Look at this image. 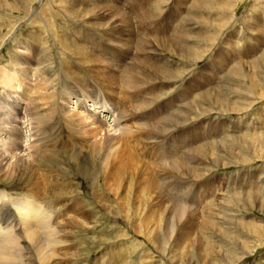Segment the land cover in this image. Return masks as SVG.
Wrapping results in <instances>:
<instances>
[{"label": "rangeland", "instance_id": "374dc122", "mask_svg": "<svg viewBox=\"0 0 264 264\" xmlns=\"http://www.w3.org/2000/svg\"><path fill=\"white\" fill-rule=\"evenodd\" d=\"M1 1L0 25L3 27L0 26V102L4 101L5 95L18 92L24 88L25 80L20 77V74L26 73L27 76H30L33 68H36L35 65L23 64L24 62H31L27 60L36 58L40 63L50 64L49 69L51 68L52 71L49 72L48 78L51 81L55 79L56 73H52L54 70H57L58 76L62 74L60 76L62 79L59 82L63 91L59 94V99H62L67 91L74 93L79 87L84 86L85 92L78 98L92 97V100L96 101L98 96H107L105 93L98 94L96 91L106 92L107 90L104 86L96 83L95 79L101 69L99 64H92V58L88 56L87 52L91 50L97 55L96 50H102L101 55L95 57L99 61L105 59L107 64L110 63L112 66L121 63H125L124 66H126L131 62L133 56H138L139 51H137L136 46L131 47L127 54L118 45L112 44L114 47L109 45L108 40L116 33L115 29L109 30L108 21L92 20V16L89 14L83 18L78 15L77 18L70 19L80 22V25L86 21V25L89 26L84 25L86 29H83L84 27L80 26L79 23L71 21L79 25H76L77 29L79 32L83 31L90 48L89 50L81 42V36L75 37L76 40L67 37L69 44L71 42L78 48L81 46L88 50L87 52L85 50L87 53L85 59L74 56L75 54L73 55L70 49L69 52L61 45L62 41L58 37V27L68 24L70 16L66 15L65 19L58 17L56 11L58 8L68 6L81 10L86 7L111 8L114 6L124 10L130 7L129 10H134L133 14L135 10H140L138 15L146 11L143 17H132L134 25L152 22L151 24L155 27L156 24L160 26L164 24L162 27L166 34L158 30V26L151 28L154 31L158 30L147 40L150 43L152 53L148 54L149 51L146 50L147 53L142 51V54L150 56L152 59L149 58L150 60L147 62L156 65L159 72H164L163 69L167 70L166 73H169L170 78L173 79L172 81L159 78L157 81L155 78V85H160L164 81L170 83L180 80L179 77L181 76L183 82H181L179 89L185 88L184 91L187 92L185 99L187 98L188 104L184 105L182 110L187 117L185 123L183 122L184 126H181L180 129L177 128V130L172 129L166 137H164L165 135L159 136L154 140L155 144L152 151L154 159H150V162H148L150 156L144 155V149L139 147L140 151L138 150V158L149 167L159 158L175 159L178 152H183L182 154L186 155V160H189L187 167H191L194 161L199 162L198 171L195 172L199 177L197 175L192 179L190 175H185L186 171L181 178L175 177L174 173L167 174L169 177L166 180L169 182V187H164L167 195L174 199L172 200L175 201V204L184 205L186 214L184 213L181 219L178 217L175 219L170 211L168 213L163 211L160 218L156 219L157 217L150 215L149 211L151 212L152 209L159 211L157 209L159 206L163 208L169 206L170 203H161V206V204L153 202L151 204L139 202L134 205L137 206V212L133 213L135 217L130 220L128 204L126 202L119 203L117 200L113 201L105 193L110 190L112 181L109 180L105 185L101 183V180L104 181L103 179L110 172L108 168L111 159L110 161L107 160L103 167L105 173L102 170L98 171L97 167L95 168V173H102V179L101 177L96 179L97 183H92L91 178L81 179L73 169L67 170V163L54 160L48 163V166L51 167L49 173L57 177L60 187L64 186L62 185L64 182L67 184L68 175H71V178L73 177L71 188L74 195L80 194V199L77 198L78 200L75 199L76 201L72 200L67 203L63 202L57 206L61 216L67 212L65 215L63 214L62 218H59V225L64 226V228L68 226L67 229L65 228L66 230L64 228L63 230L69 233L71 237L67 234L63 237L64 239H61L62 244L60 245L62 249L64 247V250L59 247L60 245L57 249L55 247L56 252L60 253V256L56 258L60 262L58 261L56 264H264V0ZM10 5L13 6L10 7ZM30 12L32 13L30 14ZM12 21L15 22L12 23ZM92 21L98 22L97 25L93 24L94 26H92ZM44 22L48 27L45 26ZM6 23L10 27H5L4 24ZM15 25L18 27L17 30ZM10 28H13V35L12 32L11 34L7 32ZM38 28H42V30ZM44 29L49 30L53 38H50L51 36ZM170 35L174 36L169 39V46L176 42H181L184 45L179 57L174 52L173 47L170 50L163 47L162 41L169 38ZM117 36L119 34H116ZM76 41L78 42L76 43ZM3 42L4 44H2ZM18 43L21 47L17 46ZM34 44L35 46H33ZM66 44L68 43L66 42ZM26 45L29 46L28 50L23 51ZM47 45L48 47L51 46L48 48ZM60 45L63 49L60 48ZM29 48H32V54ZM15 49L21 51L17 57L13 54ZM43 54L44 56H42ZM159 57L162 59L160 60ZM135 60L136 58L131 64L135 66L134 70H139L138 65L134 64ZM11 61L13 62L12 66L16 67L17 65V73H11L8 68ZM15 61L18 64L15 65ZM239 64L243 65H241V72L245 73L234 74L235 69L233 67L239 66ZM87 68L92 72L91 75L85 71ZM64 69L75 74V79H66L64 76H68L69 73L68 71L66 73ZM42 71L48 72L45 69ZM62 71L63 73H61ZM133 80L137 81L135 78ZM175 86L177 87L178 84L166 85L164 94L174 92ZM194 87H198L196 93L191 92ZM155 93L154 85H152L150 91L145 94L137 93L129 96H135V100L138 99L143 103L141 109L143 113L152 107ZM34 96L39 100V96ZM114 99L118 102L120 98L114 97ZM23 100H26V104L29 102V98ZM158 100L162 103L169 101L166 98H157ZM68 101L70 102V98ZM65 106V104L61 105L63 108ZM115 106L117 105L115 104ZM175 107L169 101L168 111L163 113L164 116L168 115L171 119L175 118L178 115ZM63 122L64 127H66V117ZM108 122L112 124L111 121ZM64 127H61L62 131H66ZM177 133H184L181 140L178 139ZM62 136L58 135V140L62 139ZM97 139L95 140L97 141ZM184 139H186L184 145L179 143ZM74 140L70 139L71 142ZM62 144H65L64 147ZM70 144L72 143H69L67 139L65 142L60 140L58 146H60L59 151L61 154L63 153V156L72 146H69ZM83 147L82 150L88 151L89 145ZM62 148L63 150H61ZM170 148L174 150L172 153L167 151ZM158 150L162 152L159 157L156 156ZM72 151L70 150V152ZM61 154L58 153V156L61 157ZM171 154V158L166 157V155ZM94 161H97L96 157ZM62 173L65 178H61ZM177 180L182 182L177 183ZM22 185L24 184L18 187H22ZM43 185H47V187L43 186L44 188H49L48 182ZM102 192L105 194L102 196V200L93 198V194ZM85 195L87 197L83 198ZM82 198L85 201H81ZM77 201L81 203H77ZM116 201L121 209L118 208ZM66 204L70 206L65 208ZM156 210L154 212H157ZM71 213H77L75 214L77 217ZM78 214L82 216L80 217ZM72 215L75 219L77 218L78 224ZM80 218L84 221H81ZM157 220L161 229L156 226ZM169 220H173V222ZM172 223L175 230L171 236L168 234L169 239L165 236V232L166 227H171Z\"/></svg>", "mask_w": 264, "mask_h": 264}, {"label": "bare ground", "instance_id": "6f19581e", "mask_svg": "<svg viewBox=\"0 0 264 264\" xmlns=\"http://www.w3.org/2000/svg\"><path fill=\"white\" fill-rule=\"evenodd\" d=\"M12 4L15 5L14 3ZM12 6L10 5V7ZM129 8H125L124 10V9L116 8L114 6H111V8L86 7L81 10L76 8L74 9L72 8V6L70 7L68 6L60 9L58 8L57 11L55 10L57 12L56 16L58 17H62L65 19L66 15L70 16V18L67 16L69 18L68 24H64L65 26L60 25V27H58L59 29L58 37L62 41L61 45L64 46V48L67 51L70 49L73 52V55L75 54L74 56H76L79 59L82 58L85 59L88 53L89 54L88 56L92 58V64L93 63L99 64L101 70L97 75L95 81L99 85L104 86L107 91L106 92L96 91V92L98 94L105 93L107 94V96H98L96 97V101H93L92 97L87 99L84 98L79 99L78 97L85 92V88L83 86V87H79L74 93L67 91L64 97L62 99H59V94L63 91L62 86L59 82V80L62 79L60 77L62 74L58 76L57 70H54L52 73H56L55 75L53 74L55 76V79L51 81L48 78L49 72L52 71L51 68L49 69L50 64L45 65V63L44 64L40 63L38 59L33 58V60H27L31 62L23 63L26 65L36 66V68L35 67L33 68V72L30 76H27L26 73L20 74V77H23V79L25 80V82L23 83L24 88L18 92L16 91L11 94L5 95L6 97L3 98L4 101L0 102V264H56V262L59 261V259L57 261L56 258L60 256L59 255L60 253L56 252L55 247L56 249L59 247L62 249L60 245L62 244L61 239H64L63 237L69 233H66L64 231L67 229L68 226L65 227L66 228L65 229L64 226L62 227V225H59L60 224L59 218L60 217L62 218L63 214L65 215L67 212L63 213L61 216L60 213H58L60 212V210H58L57 206L63 202L67 203L75 199L78 200L77 198L80 199V194L74 195V192L71 188L72 187L71 181H73V177L71 178V175H68L67 184L66 182H64L62 184L64 186L60 187L59 181H57L56 179L57 177L52 176L49 173V169H51V167L48 166V163H51L54 160H57L58 162L64 164L67 163L66 164L67 170L71 171L73 169L75 171V174L81 179L87 180L91 178L93 180L92 183L93 182L97 183L96 179H98L99 177H101L102 179V175H101L102 173L100 174L95 173V168L97 167L98 171L102 170V172L105 173L103 167L104 165H106L107 160L110 161L111 159V163L108 168L110 172L107 174L106 178L103 179L104 181L101 180V183L105 185L109 180L112 181V183L110 184L111 186L110 190L105 193L107 197L111 198L113 201L117 200L119 201V203L126 202L128 204L127 208L130 212V217H129L130 220H132L131 219L132 217H135L134 216L135 214L133 215V213L135 211L137 212L136 209L137 206L135 207L134 205L139 202H141L142 204L144 203L151 204L152 202L158 204L165 202L170 203L169 206L163 208H160L159 206L157 208L159 211L154 209L157 212H154L153 209H152L153 211L149 209L151 210V212L147 210L149 211L150 215L156 216L157 217L156 219L160 218L163 211L164 212L166 211L167 213L170 211L172 213L171 215L174 216L175 219H177L176 217H178V219L179 218L181 219V217L184 215L185 213L184 205L181 204L178 205L177 203L175 204L174 203L175 201H173L174 199L171 198V196L167 195V192L164 188V187L167 188L169 187V182L166 180L169 177V176L167 177V174L170 175L171 173H174L175 177L181 178L183 176V173L186 171L185 175L188 174L193 179L198 175L195 172L198 171L197 165L199 164V162L197 161L198 162L197 163L196 161H194L191 167L190 166L187 167V163L189 160L188 161L186 160V155L184 156V154H182L183 152H178L175 159L159 158L156 161H154V163H151L149 167L148 165L144 164L141 161V159L138 158L139 156L138 150L139 147L143 148L145 151L144 155L150 156L148 160V162H150V159H154V157H152L154 156L152 152L155 144L154 140L157 139L159 136H164V135H165L164 137L168 136L171 133L172 129L177 130V128L180 129L181 126L182 127L184 126L185 123L184 121H186L187 117L183 114L182 110H183V106L188 104L186 101L187 98L185 99L186 96L185 93L187 92L184 91L185 88H183L182 90L179 89L181 87V82H183L182 81L183 78L181 76L179 77L180 80H176L172 82L173 79L170 78L169 73H166L167 70L163 69L164 72H159L156 65L152 64L153 65L152 66L147 62V60H150L149 58L151 57L146 55L144 56L142 54V51H146V50L149 51L148 54H150L151 47H150V43H148L147 40L150 39L152 34L156 33L158 30L166 34V31L162 27L164 24L162 26L156 24L158 26L157 31L151 29L157 27V26L153 27V25L151 24L152 22L150 23L145 22L146 24L134 25L132 19L145 16L146 11L145 13H141L140 15H138L139 14L138 12L140 10H135L133 14L134 10H129ZM31 13L32 12H30V14ZM88 14L89 16L90 15L92 16L91 17L92 20L97 19L98 21L100 20L101 22L104 20L108 21V24L107 23L106 24L109 26L108 27L109 30L112 31V29H115L116 33L115 34L113 33L114 35L111 36V38H109L108 40L109 45L112 44L118 45L127 54H128V50L131 47L136 46V48L138 49L137 51H139V54L138 56H133V57L131 56L133 58L131 62H133V60L136 58L134 64L138 65V67L140 68L139 70L138 69L134 70L135 66L131 64V62L128 63L126 66H124L125 63L112 66V64L110 63L107 64L105 59L99 61L98 58L95 57L101 55L102 50L97 49L96 52L98 54L95 55L88 47L87 45L88 42L83 35V31L79 32L77 29V26L80 25V22L70 20L71 18L74 17L77 18L78 15H81L80 18H83L85 15ZM43 20L45 19L43 18ZM71 21L74 23H79V25L74 24ZM14 22L15 21H12V23ZM44 23L46 24V22ZM97 23H94L92 21L91 25L96 26ZM6 24H4L5 27L8 26V23ZM84 25L89 27L88 25H86V21L83 23V25L82 23L80 25L84 27L83 29H86ZM45 26H47V24ZM14 27L17 30L18 28L17 25H15ZM53 27H55L54 24ZM42 28H38V29L42 30ZM44 31L50 35L49 30L44 29ZM7 32L8 34H11L12 32L13 35L14 33L13 28H10ZM116 34H119V36L116 37ZM77 36L82 37L81 42L85 44L90 51L83 49V47L81 46H79L80 48H78L77 46L74 45V43L71 44L70 42L69 44L67 39L69 37L71 39ZM172 36L174 35H170L169 38L162 41L163 47H167V50H170V48L173 47L174 52L179 57V55L182 53L184 49V45L181 42H176L174 45L169 46L168 41ZM50 38H53V36H51ZM66 42L68 44H66ZM77 42L78 41H76V43ZM2 44H4V42ZM28 45H26V47L23 46L24 47L23 51L28 50L29 47ZM61 45L60 48L63 49ZM113 45L112 47H114ZM17 46H19V43L17 44ZM33 46H35V44ZM50 46L51 45H49V47ZM29 49H31V54H32V48ZM57 49L59 51V48ZM85 50L86 52L87 51L88 52L86 53ZM23 51L22 54H24ZM61 52H58V54H61ZM19 53H21V51L15 49L13 54L16 55L17 57L19 56ZM42 56H44V54ZM128 57H130V55H128ZM56 59L59 60V58ZM12 64L13 62L11 61L8 68L10 69L11 73H17L16 70L17 69L16 64H18L17 61H15L16 67L12 66ZM241 65L242 64H239L240 67L239 66L233 67L235 69L234 71L237 72L235 73L233 71L234 74H238V75L240 74L243 66ZM43 69L47 70L48 72H43L42 71ZM85 71L87 72L88 75H91L92 73L89 68H87ZM61 73H63V71ZM241 73H245V72L242 71ZM64 77L69 80H74L75 74L71 72L68 74V76L66 75ZM171 77H173V75H171ZM133 78H135L138 82L133 80ZM155 78L157 79V81L159 78H161L162 80H172V81L170 83L169 81H164L160 83V85H155L154 84L156 80ZM171 84L173 85L178 84V86L174 87L175 88L174 92H170L165 95L164 89H166V85L171 86ZM152 85H154L156 96L152 100V107L149 109V111L142 113L141 109L143 107V103L138 99L135 100L134 98L135 96L131 97L129 95H133L137 93L145 94L146 92L150 91ZM197 89L198 87H194L193 89H191V92L193 93ZM182 91L184 92L181 94ZM34 95H36V97L39 96L38 97L39 100H37V98H35ZM114 97L120 98L119 101L116 102ZM27 98H29V102H27L26 104L25 102L26 100L23 99H27ZM69 98H70V102L68 101ZM157 98L159 99L166 98V100L169 99L171 105L176 106L175 109L178 115L173 119H171L168 115L164 116L163 113L168 111L169 101L166 103L163 101L164 103H162L159 100L157 101ZM62 104H65L66 106L63 108L61 107ZM115 104L117 106H115ZM154 113L156 114L155 116ZM65 117L67 119L66 127H64V122H63L65 120ZM108 121H111L112 124H110ZM58 122H63V123H58ZM57 125H59V127H57ZM61 127L66 128V131H62ZM183 134L184 133L178 134L177 137L179 140L182 139ZM58 135L61 136L63 135L62 136L63 138L60 140L62 141L64 140L65 142V140L67 139L69 143H72L69 145V146L72 145L70 148H68L69 151H67L66 155L64 154V156L63 153L61 154V152L59 151L60 146H58V144L60 140H58ZM97 136L99 137L98 139ZM70 139H75V140L78 139V140L76 141L74 140V142H76L74 143L71 142ZM95 139H97V141ZM185 141L186 139H184L183 141H179V143H183L184 145ZM65 144H62L63 147ZM83 144L87 145V147L89 145L88 151L81 149L83 146H85ZM162 146L163 144L161 145V147ZM83 148L86 149L85 147ZM61 150H63V148ZM70 150L73 151L70 152ZM58 153L61 154L62 156L59 157ZM160 155H162V152L161 150H158V154L156 156L159 157ZM95 157L97 160L96 162L94 161ZM166 157L171 158L172 154L166 155ZM63 177L64 174L62 173L61 178ZM187 178L189 177L187 176ZM47 182L49 187L48 189L44 188L47 187V185L46 186L43 185L44 183ZM181 182H182L181 180H177V183H181ZM21 184L24 185H22V187H18ZM93 195H92L93 198L102 200V196H104L105 194L102 192L100 194H96V195L93 194ZM86 197H87L86 195L85 197L83 196V198ZM83 198L81 199V201L82 200L85 201ZM117 201L115 203L118 206ZM77 203H81V202L77 201ZM69 206L70 205L66 204L65 208L66 207L68 208ZM56 208L58 211L56 210ZM118 208L120 207L118 206ZM72 210L74 211V209ZM75 214L73 215L76 216ZM73 215L72 218H74ZM80 219L81 221H84L82 220V218ZM76 220L77 218L74 221ZM77 221L76 224H78ZM169 221L173 222V220H169ZM67 223L71 224L72 226H76L71 222H67ZM158 223L159 221L157 220L156 226L159 228L160 224L158 225ZM84 228L85 226L83 227V229ZM174 230L175 227L172 223L171 227H166L165 236L168 237V234H170L171 236V234L174 233ZM170 236L168 237L169 239ZM58 245L60 246L58 247ZM62 250H64V247Z\"/></svg>", "mask_w": 264, "mask_h": 264}]
</instances>
